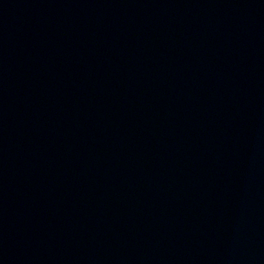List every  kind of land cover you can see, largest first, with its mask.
<instances>
[{
    "label": "water",
    "instance_id": "1",
    "mask_svg": "<svg viewBox=\"0 0 264 264\" xmlns=\"http://www.w3.org/2000/svg\"><path fill=\"white\" fill-rule=\"evenodd\" d=\"M0 264H264V0H0Z\"/></svg>",
    "mask_w": 264,
    "mask_h": 264
}]
</instances>
